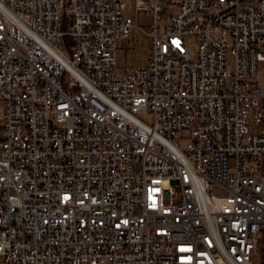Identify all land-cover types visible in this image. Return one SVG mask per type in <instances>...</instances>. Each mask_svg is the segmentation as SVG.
<instances>
[{"label": "built area", "instance_id": "obj_1", "mask_svg": "<svg viewBox=\"0 0 264 264\" xmlns=\"http://www.w3.org/2000/svg\"><path fill=\"white\" fill-rule=\"evenodd\" d=\"M262 63L264 0H0L4 264H263Z\"/></svg>", "mask_w": 264, "mask_h": 264}, {"label": "rangeland", "instance_id": "obj_2", "mask_svg": "<svg viewBox=\"0 0 264 264\" xmlns=\"http://www.w3.org/2000/svg\"><path fill=\"white\" fill-rule=\"evenodd\" d=\"M131 6L127 9V14H129ZM140 26L146 30H151L150 24L152 23V18L147 16L144 13H141L138 17ZM166 19H163L160 22V25L163 27ZM163 31V30H161ZM187 45L191 48L193 56L196 53V45L198 39L195 35H187L184 37ZM149 48H150V39L143 34L141 31L137 33L134 38L129 41H121L119 49V64L121 70L125 69L126 66H143L148 64L149 57ZM230 65H233L230 62ZM259 80L260 84L264 86V63L260 65L259 70ZM140 117L148 123H153L154 116L152 113L143 112L140 114ZM183 146L186 145V141H183ZM0 264H4L2 257H0Z\"/></svg>", "mask_w": 264, "mask_h": 264}, {"label": "water", "instance_id": "obj_3", "mask_svg": "<svg viewBox=\"0 0 264 264\" xmlns=\"http://www.w3.org/2000/svg\"><path fill=\"white\" fill-rule=\"evenodd\" d=\"M264 264V263H263Z\"/></svg>", "mask_w": 264, "mask_h": 264}]
</instances>
